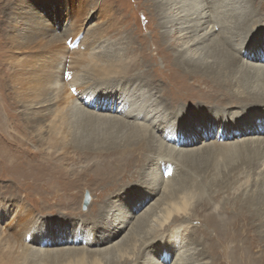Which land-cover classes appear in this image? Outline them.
<instances>
[{
	"label": "bare ground",
	"instance_id": "6f19581e",
	"mask_svg": "<svg viewBox=\"0 0 264 264\" xmlns=\"http://www.w3.org/2000/svg\"><path fill=\"white\" fill-rule=\"evenodd\" d=\"M155 2L163 29L161 35L174 48L176 70L181 68L182 77L190 78L191 84L204 85L205 90L200 92L210 97L208 101L220 93L218 95L229 105L217 109L202 105L183 107L185 111L181 108V113H174V110L169 116L164 110L170 108L164 94L172 98H191L192 93L179 92L182 88L175 83L177 91L172 87L161 90L152 76L142 72L137 75L143 79L142 84L135 83L138 77L136 80L131 77V81L116 88L118 82L112 83L115 79L111 76L120 79L124 73L131 72L130 69L138 67L136 62L123 61L120 48L115 43L111 46L103 33L86 31L83 21L75 24L69 18L57 20L61 30L58 33L54 30L58 25L50 27L46 45L27 60L37 80L31 83L24 97L28 83L14 70L13 86L20 89L15 90L20 98L30 100L25 106V116L38 132L43 147L73 148L76 140L83 141V138L103 144L97 152L107 155V160L96 166L98 172L91 181L105 187L99 193L104 191V195L110 196L99 208L102 212L107 210V214L97 235L82 222L72 228L66 225L56 228L48 221L32 220L28 212L23 211L18 216L17 208L11 203L9 206L3 203L7 208L0 204V232L3 234L11 223L20 227L15 229V243L19 245L15 247L23 256L27 254L39 261L52 255L60 257L59 264H109L131 247L136 250L135 264H204L196 246L185 239L190 228L189 218L197 213L191 182L189 188L178 189L172 179L180 173L182 161L205 154L216 165L223 157L235 158L246 151L245 165L255 167V173L264 177V6L262 3L257 6L255 0ZM75 25L79 27L74 29ZM81 31L84 34L76 44L75 38ZM66 57L70 59L68 64L64 62ZM15 61L17 63L18 59ZM15 61L12 59L11 65L16 64ZM10 117L6 107L0 106V161L7 163L12 159L20 166L29 162L34 150L22 151L21 146L23 148L27 139L19 137L22 132L9 130L15 127ZM172 121H176L179 128L163 126L173 124ZM98 131L102 132L101 138L96 137ZM44 156L42 154L37 161H45ZM172 162L177 169L169 178ZM35 165L38 166H32ZM51 167V177L47 176L50 179H63L70 174L56 163ZM133 167L143 169V181L138 182L143 187L136 183L131 190L125 188L124 181L135 177L132 171L128 173ZM69 180L77 182L74 177ZM229 184L231 181L216 185L228 188ZM249 200H254L252 195ZM250 201L245 203L253 204ZM254 204H257L254 208L235 204L230 209L220 208L203 214V221L213 232V236L207 237V232L202 230L213 250L212 256L216 255L213 262L225 259L232 263L243 262L239 246L244 243L246 234L242 227H250L253 214L264 215V193ZM107 205H111L109 209ZM201 207L205 209L207 203L203 201ZM6 218L9 220L3 224ZM242 246L248 251L243 254L248 262L260 261L253 255L251 246ZM219 247H224L225 252L217 254ZM2 258L4 256L0 255ZM5 260L10 262L9 257Z\"/></svg>",
	"mask_w": 264,
	"mask_h": 264
},
{
	"label": "rangeland",
	"instance_id": "374dc122",
	"mask_svg": "<svg viewBox=\"0 0 264 264\" xmlns=\"http://www.w3.org/2000/svg\"><path fill=\"white\" fill-rule=\"evenodd\" d=\"M155 1L156 0H0V102L2 103H0V106L3 105L6 107L7 111L11 114L10 121L15 122L14 129L11 127L9 130H13L14 133L16 131L18 133L22 132V137L21 135L18 136L20 138L26 137L27 139L23 144V148L21 146L22 151L25 150V148L34 150V152H32L33 155H29L30 160L28 163L30 164L24 163L23 165V163H21L19 166V164H16L17 161L15 160L16 162H14L12 159L7 161V163L3 160L0 161V204L3 207L7 208L6 206H9L11 203L12 206L17 208L16 213L18 216L21 215L23 211L28 212L32 220L37 218L41 221H48L50 225H54L56 228L61 225L72 228V226L79 223L81 224L82 222L85 224L86 228L95 235L100 231V225L105 223L107 210L106 212H102L99 208L102 207L104 202H108L106 199H108L110 194L108 195V193H106V195H104V191L99 193L105 187L100 184L97 186L91 181L94 179L95 173L98 172L95 170L96 166L103 164V162L105 163L107 160V155L97 152V149L99 150L103 144L97 143L99 140L89 142L87 139L83 138V141L76 140V144L73 148H69V146L66 149L49 147V151L48 147L45 146V149V147H43L44 144L38 139V132L34 131L32 124L29 125L25 116V106L29 104L30 100L23 99V97L20 98V96L17 95V91L15 92V90L20 89L14 88L13 85L15 81L11 78L12 73L14 74V70H16V74L19 75V77H23L25 82L28 83L24 87L23 95L25 97L24 93L29 91L28 89L31 83L37 80L35 70L29 66L30 64H26L27 60L31 55L34 56V54L38 53L37 51H39L40 47L46 45L45 43L48 40L47 34L50 33V27L53 25L57 26V20L59 19H66L67 21L69 18V20L75 24L79 22L81 24L83 21L86 31L92 32L93 30L94 33H98L97 31H99L100 34L103 33L106 36L111 46L115 43V46L120 48L118 49L119 55L123 54L121 58L123 61L129 59L132 63L134 61L136 62V66L138 67L130 69L129 71L131 72L124 73L120 79L119 76H113L115 78L111 76L113 80L115 79L114 82L111 80L112 83L118 82L119 86H116V88L121 87L127 81H131V77L136 80V77L142 72V74L147 73L152 76L154 82L161 90H169V88L172 87L173 91H177L174 87L175 83L182 88V91L179 92L183 94H187L188 92V95L192 93V96L190 95L191 98L189 96L187 98L174 96V99L169 94H164V101L170 107L169 109L164 108V110L169 116H172L174 110H176L174 113L178 111L181 113V108L183 107L187 109L194 108L196 105H202L205 108L208 106L217 109L219 106L229 105L227 100H223V98L218 95L220 93L214 96V100L211 101L209 99L208 101L210 97H205L203 92H200L203 91V89L205 90L204 85L197 84L196 86L195 83L191 84L192 80H190V78H187V80L182 77L183 70L181 68L176 70L174 64V48L170 46L169 41L165 38L163 39L161 35L163 29L159 25L160 21L156 14L157 4ZM254 3L257 6L262 3V6H264V0H255ZM258 8L262 10V8ZM77 27H79V25H75L74 29H77ZM54 30L58 33L61 30V26L58 25ZM78 34L75 38V43L77 41L79 42L81 39L80 35L82 37L84 31ZM35 57L37 58V56ZM12 59L14 61L18 59V64L15 61L16 64L11 65ZM67 60L69 61L70 59L66 57L64 62L68 64ZM25 65L27 66L25 67ZM138 79L139 80L135 81V83L140 82V84H142L143 79L139 77ZM195 88L198 91L191 90ZM173 91L171 90V92ZM209 91L215 94L213 89L210 88ZM157 96H160V93H158ZM205 99H207V101H205ZM219 109L223 110L221 107ZM227 116L230 118V115ZM179 118H182V116ZM172 123L173 124L164 123L163 126L176 129L179 128L177 127L176 121H172ZM176 129L174 130L175 132ZM23 131L26 133H23ZM97 133L96 137L101 138L100 135H102V132L98 131ZM181 142L182 141H180V143ZM39 150L41 154H39ZM42 154L45 155V161L39 163L37 160ZM50 154L52 156H50ZM239 155L237 154L235 158L223 157L218 160V163L216 162V165L213 163L214 160H210L205 154L194 160L188 158L184 159L182 161L183 167L180 173L172 178L174 179V187L178 189H184V187L189 188L188 186L191 185L192 193L194 194L193 203L197 213L191 217L192 219L189 218V220H191L189 224L190 228L189 232L186 234L187 236L189 235V237L186 236L185 239L191 241L193 245L196 246V250H198V253L204 258V264H264V215L253 214L251 218L253 222H249L250 227L246 229L242 227V231L246 234V238L242 245L247 248L251 246L253 255L260 259L258 263H253V260L248 262L249 260L245 259L244 256L246 255L243 254H246L248 251L246 248H243L242 245L239 246V253L240 257L242 256L241 260L243 262L232 263L229 259L213 262V257L215 258L216 255L212 256L213 250L208 246L207 237L213 236V232L212 229L205 224V221H203V214L214 210L217 211V209L220 208L230 209L236 205H250V207L254 208L257 205L254 203L258 201L259 196L264 193V177L258 176L257 173H255V167H250L248 164L245 165L247 161L246 151ZM55 163L58 167H62L61 169L70 171L69 176L62 177L63 179L66 178V180L48 178L51 177L49 173L53 170L51 166ZM33 164H38V166H32ZM169 166L172 167L170 178L177 169V165L172 162V165ZM34 168L36 169L34 170ZM130 171L133 172L135 177H131L130 180L127 178L124 184L126 183L125 185H127L125 188L132 190L137 185L136 183L143 181V169L133 167L128 170V173ZM69 177H74V180L77 179V182L76 180L75 182L70 181ZM53 180L54 182H51ZM60 180H63V182L61 183ZM230 181L231 184H229L230 187L228 188H219V186H217L220 182L229 183ZM141 186L138 183V187L141 188ZM85 192L89 193L91 199L88 207L83 210L81 203ZM249 194L250 197L252 195L254 198L252 202L249 200ZM111 196H113V194H111ZM246 200L253 204L245 203ZM203 201L207 203L205 209L201 207ZM4 202L7 203L6 206L3 205ZM107 206L109 209L111 205ZM8 220L9 218H6L3 224L5 222L7 223ZM4 227L5 225L3 228ZM19 228L20 227L16 224L11 223L9 227H6L5 230L2 231L3 234L0 232V255H2V257L4 256V258L0 259V264H59L60 257L57 258L52 255L42 260L38 259L39 261H37V258H32L27 254L23 256L18 248H16L19 245L15 243V241L17 242V239L15 240V231ZM202 230L207 232V237L203 235ZM238 242L239 241H237L236 244ZM126 249L123 256H116L108 263L135 264L137 259L136 250H133L131 247H127ZM225 250L224 247L216 248L217 254L224 253ZM6 257L10 258V262L5 260Z\"/></svg>",
	"mask_w": 264,
	"mask_h": 264
},
{
	"label": "water",
	"instance_id": "95a60500",
	"mask_svg": "<svg viewBox=\"0 0 264 264\" xmlns=\"http://www.w3.org/2000/svg\"><path fill=\"white\" fill-rule=\"evenodd\" d=\"M89 203H90V195L88 192H85L82 200V209L85 210L89 205Z\"/></svg>",
	"mask_w": 264,
	"mask_h": 264
}]
</instances>
